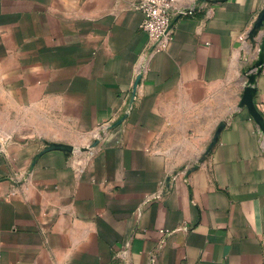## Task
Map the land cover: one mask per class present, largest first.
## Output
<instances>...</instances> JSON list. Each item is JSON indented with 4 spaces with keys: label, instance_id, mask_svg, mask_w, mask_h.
Listing matches in <instances>:
<instances>
[{
    "label": "crops",
    "instance_id": "1",
    "mask_svg": "<svg viewBox=\"0 0 264 264\" xmlns=\"http://www.w3.org/2000/svg\"><path fill=\"white\" fill-rule=\"evenodd\" d=\"M139 3L0 0V264H264V0Z\"/></svg>",
    "mask_w": 264,
    "mask_h": 264
},
{
    "label": "built area",
    "instance_id": "2",
    "mask_svg": "<svg viewBox=\"0 0 264 264\" xmlns=\"http://www.w3.org/2000/svg\"><path fill=\"white\" fill-rule=\"evenodd\" d=\"M175 2L176 0H140L138 9L143 14L141 29L150 37L152 52L168 49L174 39L173 26L177 16H189L195 13L193 7L176 8ZM258 126L260 132L264 134V130L259 124Z\"/></svg>",
    "mask_w": 264,
    "mask_h": 264
},
{
    "label": "water",
    "instance_id": "3",
    "mask_svg": "<svg viewBox=\"0 0 264 264\" xmlns=\"http://www.w3.org/2000/svg\"><path fill=\"white\" fill-rule=\"evenodd\" d=\"M262 46H264V42H263ZM255 94H256V74H251L248 77V81H247L246 87H245L244 98H243L242 103L240 104V106L243 107L244 105H246L249 108V111H250L252 117L260 125L261 129L264 130V118L257 111V109H256V107L254 106V103H253V97L255 96ZM120 122L121 121H119L116 124H113L111 127L116 126ZM215 141H216L215 139L212 140L211 147L214 145Z\"/></svg>",
    "mask_w": 264,
    "mask_h": 264
},
{
    "label": "rangeland",
    "instance_id": "4",
    "mask_svg": "<svg viewBox=\"0 0 264 264\" xmlns=\"http://www.w3.org/2000/svg\"><path fill=\"white\" fill-rule=\"evenodd\" d=\"M263 37V36H260V38ZM211 144H212V140L208 143V146H207V149L205 151L206 155L202 154V160H205L207 158V155L209 154V148L211 147Z\"/></svg>",
    "mask_w": 264,
    "mask_h": 264
}]
</instances>
